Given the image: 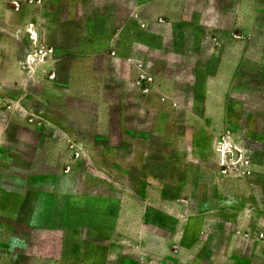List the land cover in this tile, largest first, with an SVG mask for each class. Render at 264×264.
<instances>
[{"label": "rangeland", "instance_id": "1", "mask_svg": "<svg viewBox=\"0 0 264 264\" xmlns=\"http://www.w3.org/2000/svg\"><path fill=\"white\" fill-rule=\"evenodd\" d=\"M37 3L0 0V264H264V43L247 41L253 57L238 65L243 78L223 82L206 33L180 26L178 39L186 28L193 47L176 56L163 47L156 60L136 51L153 84L132 97L129 79L107 81L100 99L110 103L109 128H99L93 102L55 88L73 52L41 45L78 37ZM28 21L42 28L39 45L23 30ZM229 24H217L223 42ZM144 204L152 225L143 230L184 231L195 246L173 242L170 252L157 238L152 253L132 240L121 246L116 212L132 230Z\"/></svg>", "mask_w": 264, "mask_h": 264}, {"label": "crops", "instance_id": "2", "mask_svg": "<svg viewBox=\"0 0 264 264\" xmlns=\"http://www.w3.org/2000/svg\"><path fill=\"white\" fill-rule=\"evenodd\" d=\"M200 1H206V5H201ZM231 1L234 4H231ZM37 5L41 7L43 16L50 15L54 18L53 22L59 23L61 20L66 22L69 25L70 39L76 41L75 37H78V40L75 45L60 43L59 38L49 43L40 35L42 28L38 31L36 22L33 21L24 24L25 34L34 45L41 39L48 42L42 44V48L51 51L69 47L73 52L69 59L65 83L63 86L54 87L56 89L59 87L60 92L72 98L93 102L96 106L94 118L99 128H109L110 103L100 99L107 81L116 80L120 87L129 79L130 83L132 81V97L142 94L143 91L140 92L142 83H145L146 91L150 89L148 84H153L154 77L151 72L142 67L140 60L134 58L136 51H143V56L151 57L152 52L155 55L157 50L160 51L164 47L166 54L176 56L177 49L183 48L186 51L193 47V43L189 42L194 36L186 31V28L184 42L178 39L180 37L177 32L180 26L194 25L195 32L206 33L205 40L210 41L212 48L216 49L214 72L217 74L214 77L224 80L223 82H229L236 77L243 78L239 74L241 72L237 71L238 65L243 60L253 57L252 45L246 46L247 41L251 43L255 41L258 47H262L264 43V25L259 19L264 7L256 0H38ZM221 17L230 18L228 27L230 31L224 42L217 36V32L220 31L217 24ZM199 37L200 39H194L196 48L201 46L204 39V36ZM47 56L49 58L51 54ZM36 58L32 53L28 54V64L31 65L32 60ZM154 59L156 60V55ZM261 78L264 79L263 75ZM169 105V108H172V102ZM204 110H208L207 106ZM65 136L73 144L80 143L70 136ZM149 204L152 205L151 202ZM146 207L148 208V205L144 204L139 218L133 220L132 230L129 228L123 231L126 217L120 210L116 212L114 228L116 226L121 246L126 240L129 242L132 240L139 249L152 253V238L162 239L165 250L170 252L175 250L171 247L173 242L183 248L195 246L186 241L184 231H176L164 238L150 229L143 230L142 225H152V218L145 215ZM179 226L183 230L185 223L183 225L180 222ZM71 252L73 254L69 255L74 256L79 250L72 249ZM138 254L143 255L141 252ZM220 254L221 251H217L214 258ZM223 255H227L230 261L231 257H236L237 254L229 246ZM211 264H220L219 259H214Z\"/></svg>", "mask_w": 264, "mask_h": 264}]
</instances>
